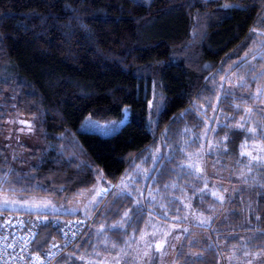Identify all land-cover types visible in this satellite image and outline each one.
<instances>
[{
    "label": "trees",
    "instance_id": "1",
    "mask_svg": "<svg viewBox=\"0 0 264 264\" xmlns=\"http://www.w3.org/2000/svg\"><path fill=\"white\" fill-rule=\"evenodd\" d=\"M263 91L264 0H0V191L68 203L98 181L108 187L136 172L132 193H114L97 213V220L108 213L126 219L110 228L125 245L150 217L184 216L183 198L198 182L188 155L216 108L220 145L208 156L243 171V143L264 141ZM258 95L263 105L250 120L258 129L251 133L249 121L238 117ZM126 107L129 118L114 134L80 129L89 114L122 118ZM14 114L34 118L41 138L25 147L27 164L16 161L6 140ZM253 168V177H245L264 182V164ZM258 188L250 224L235 228L238 236H228L227 246L240 237L264 251V185ZM240 202L238 194L234 223L244 220ZM90 234L73 254L88 250L97 231ZM189 239L176 264H223L217 244Z\"/></svg>",
    "mask_w": 264,
    "mask_h": 264
},
{
    "label": "rangeland",
    "instance_id": "2",
    "mask_svg": "<svg viewBox=\"0 0 264 264\" xmlns=\"http://www.w3.org/2000/svg\"><path fill=\"white\" fill-rule=\"evenodd\" d=\"M232 76L235 78L238 75ZM220 88L223 91V84ZM259 98L258 95L256 106H247L244 113L238 117V122L241 120H244V122L249 121L250 127L256 129V133L258 129L254 127L250 120L257 114V111L261 110V108H257V105L262 106L264 104V91L261 93L263 104L258 103ZM249 109L251 111H248ZM217 110V108L214 109L213 115L203 131L202 142L189 152V160L186 165H192L190 168L197 175L195 180L198 182L193 183L191 185L193 187L192 191L190 190L184 196L185 214L184 216L181 214L183 217L176 218L177 221H164L150 217L141 235L138 238L129 239V242L124 245L117 242L110 232V228L125 226V218L118 220L114 215L108 213L103 220H97L98 210L103 204L108 203L114 193L115 195L118 193H132L133 185L138 179L136 172L122 177L127 185L123 188V191L120 188L112 187L119 185L122 178L118 183H112L108 187L98 181L81 198L68 203L57 201L50 196L20 195L9 191H0V203L4 200L9 201L6 206L0 207V211L9 210L53 215L81 211L84 216L91 218L92 221H89L87 232L76 246L81 245L89 237L88 240H92L90 232L92 233L95 230L97 234L94 237L93 246L91 244L88 250L85 249L83 253L79 252L80 254L77 255L72 253V249L76 247L74 246L63 255L68 254L67 256L57 259L55 264H176L177 254L187 236L190 237L189 243H197L198 246H202L205 241L217 244L223 249V264H249V261H251V264H262L264 262V251L251 248L244 238L239 237L238 242H232L229 246L226 244L229 241L228 236H238L240 230L235 228L244 226V222L250 224V208L253 206V195L259 189L258 186L264 185V182L258 177L250 179L249 176L246 178L245 175L246 172L248 175L253 173L254 165L264 164V141L261 139L245 141L243 145L246 143L247 147L241 148V152H251L252 156L260 157L261 160H252L248 155H242L247 160L246 163L242 164L243 171L236 172L233 170V164L229 165L228 168H222L219 161L208 156L209 153L218 151L220 145V139L216 131L218 129L216 121L219 119L217 116L219 111ZM129 114L128 107L125 108L122 118L101 119L89 114L81 121L80 129L111 135L121 128L129 118ZM215 119L217 120L215 121ZM29 128H31V131H28ZM6 140L10 144V149H12L16 161L20 164H27L30 161L31 152L28 149L39 145L41 140L37 133L34 118L17 114L12 115L7 127ZM26 146L30 148L27 147L26 149ZM154 155L158 159V155L156 153ZM103 189H108V191L102 192ZM143 192L139 191V194H143ZM98 193L100 194L98 195ZM213 193H216V195H213ZM238 194L241 195L240 211L244 214V220L234 223L232 213L236 209V205L233 206L232 203ZM196 196L203 197L200 206L194 204ZM141 198L138 196L137 199ZM108 208L106 207L105 213L108 212ZM183 219L185 223L178 222V220ZM224 220L231 221L232 224L223 227L220 222ZM210 226H214L219 231L217 236L222 239L215 240ZM246 231L243 233L244 235L249 233L248 230ZM160 243H163V248L157 251L155 246ZM145 252L148 253L147 256H145ZM195 254L199 255L200 250H197Z\"/></svg>",
    "mask_w": 264,
    "mask_h": 264
},
{
    "label": "built area",
    "instance_id": "3",
    "mask_svg": "<svg viewBox=\"0 0 264 264\" xmlns=\"http://www.w3.org/2000/svg\"><path fill=\"white\" fill-rule=\"evenodd\" d=\"M90 220L84 215L0 211V264H55L84 237Z\"/></svg>",
    "mask_w": 264,
    "mask_h": 264
},
{
    "label": "snow or ice",
    "instance_id": "4",
    "mask_svg": "<svg viewBox=\"0 0 264 264\" xmlns=\"http://www.w3.org/2000/svg\"><path fill=\"white\" fill-rule=\"evenodd\" d=\"M237 107H239V106H237ZM248 111H251V109H249ZM239 128L243 129V128H244V125H243V124H240V125H239ZM28 131H31V128H29ZM245 131H248V132H251V133H255V132H256V129H254V128H253V129H245ZM246 147H247L246 143H245V145H242V148H246ZM240 154H241V155H248L249 157H251L252 160H256V161H259V160L262 159V158H260V157H254V156H252V153H251V152H245V151H242ZM191 166H192V165H189V167H191ZM112 187L120 188L121 191H123V188L127 187V185L125 184V181H124V179L122 178V179H121V182H120L119 185H115V186H112ZM107 191H108V189H103V190H102V192H107ZM99 194H100V193H98V195H99ZM213 195H216V193H213ZM8 203H9V201L4 200L2 203H0V207H4V206H6ZM124 216H125V217H128V213L125 212V213H124ZM185 231H187V229H185ZM153 235H155V233H153ZM166 235H167V234H166ZM149 247H151V245H149ZM155 247H156V250H157V251H160V250L163 248V243L157 244ZM147 255H148V253L145 252V256H147ZM246 255H247V253H246ZM249 264H251V261H249ZM262 264H264V262H262Z\"/></svg>",
    "mask_w": 264,
    "mask_h": 264
},
{
    "label": "crops",
    "instance_id": "5",
    "mask_svg": "<svg viewBox=\"0 0 264 264\" xmlns=\"http://www.w3.org/2000/svg\"><path fill=\"white\" fill-rule=\"evenodd\" d=\"M91 233V232H90ZM84 252V251H83ZM72 253H73V251H72ZM80 254V253H79ZM63 257V256H62Z\"/></svg>",
    "mask_w": 264,
    "mask_h": 264
}]
</instances>
